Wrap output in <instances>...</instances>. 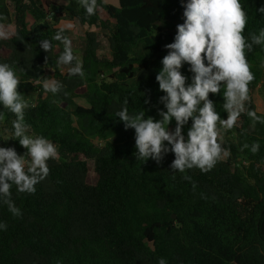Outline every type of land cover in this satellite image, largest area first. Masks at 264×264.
Listing matches in <instances>:
<instances>
[{
    "label": "trees",
    "instance_id": "trees-1",
    "mask_svg": "<svg viewBox=\"0 0 264 264\" xmlns=\"http://www.w3.org/2000/svg\"><path fill=\"white\" fill-rule=\"evenodd\" d=\"M241 3L248 15L244 35L264 28V13L256 11L264 0ZM97 4L96 14L87 16L78 0L65 6L49 0L0 3V23L14 27L11 38L0 39V63L11 65L21 80L18 91L30 105L25 110L30 134L47 138L59 152L58 159L48 161L49 175L34 194L13 186L20 217L0 200V223L7 224L0 229V264H158L160 258L167 264H264V124L253 127L242 114L224 138L230 157L208 173L196 168L173 172L171 152L159 164L136 159L135 130H125L116 113L128 99L130 114L145 110V118H161L158 111L166 109L159 98L165 93L155 77L168 52L164 46L174 42L177 25L184 22V8L181 0ZM67 18L86 28L80 60L84 77L70 76L69 66L57 64L63 44L52 38L56 24ZM98 28L106 31L105 57ZM43 39L52 42L50 52L40 47ZM248 61L256 79L246 107L264 118L253 97L264 82V46L254 45ZM47 68L63 87L43 97ZM189 68L181 69L187 83L193 76ZM86 95H91L88 106L76 101ZM209 98L226 119L222 92ZM14 119L0 105V147L23 155L27 150L18 140H6ZM190 126L191 120L184 129ZM97 139L104 144H95ZM254 142L260 144L257 153L241 150ZM184 175L192 177L195 191Z\"/></svg>",
    "mask_w": 264,
    "mask_h": 264
},
{
    "label": "clouds",
    "instance_id": "clouds-1",
    "mask_svg": "<svg viewBox=\"0 0 264 264\" xmlns=\"http://www.w3.org/2000/svg\"><path fill=\"white\" fill-rule=\"evenodd\" d=\"M78 2L87 16L96 14L97 0ZM181 3L184 22L177 25L174 42L164 46L168 52L155 77L159 90L165 93L159 98L166 109L158 111L161 119L145 118V110L130 114L128 99L123 101L124 106L116 116L123 122L125 130H135L136 159L147 161L151 158L159 164L171 152L175 157L170 165L173 172L186 173L196 168L201 173H208L218 162L230 157V149L224 147V135L237 127L242 114L251 119L253 127L256 123L264 124V118L246 107L251 102L250 85L256 79L248 53L254 45L264 46V28L244 35L248 15L241 0H187L186 3L181 0ZM256 11L264 13V6ZM2 19L4 17L0 16ZM73 27L71 23L64 24L52 38L63 44L57 64L69 66L70 76L84 77L82 62L73 54L72 40L64 35ZM12 35L10 26L0 23V39H9ZM39 43L45 52L52 50L50 40L43 39ZM185 64L190 65L189 71L193 73L191 83H187L188 78L181 72ZM20 83L14 68L8 63H0V105L15 115L13 132L6 140H18L27 150L21 155L14 147H0V200L15 217H20L22 212L12 199L13 186L19 193L34 194L36 185L49 175L48 161L59 158L54 143L43 136L30 134L31 126L25 121V110L30 105L18 91ZM42 86L45 93L53 94L63 87L55 79H45ZM221 92L226 119L221 118L214 101L209 98L210 94ZM149 102L148 99L144 101L145 104ZM173 120L175 128L169 130ZM190 120L185 138L183 129ZM249 147L255 154L260 144L254 142L249 146L246 143L241 150ZM183 179L192 183L195 191L197 185L192 177L184 175ZM201 198L208 197L201 194ZM0 229L6 230L7 224L0 223ZM158 264L167 262L160 258Z\"/></svg>",
    "mask_w": 264,
    "mask_h": 264
},
{
    "label": "rangeland",
    "instance_id": "rangeland-1",
    "mask_svg": "<svg viewBox=\"0 0 264 264\" xmlns=\"http://www.w3.org/2000/svg\"><path fill=\"white\" fill-rule=\"evenodd\" d=\"M2 1L3 0H0V3ZM49 1L53 2V3H58V5L60 4L61 6H65L67 4V0H60V2H58V0H49ZM103 1L113 5L115 7H118V5H119V0H116V1H114V0H103ZM8 5H9L10 10L14 16V10H15L14 4L11 1H9ZM28 22L30 24L33 22V19L31 16H28ZM67 23H71L74 25V27L71 30H67L68 31L67 36L72 40V49L76 53V55L78 56V60L80 61L81 55H82V53L84 51V47H85V30H86V28L83 27L77 20L70 19V18L61 20L60 22H58L56 24V26L59 28V27L63 26L64 24H67ZM8 26H10V25H8ZM10 31H12V32L14 31L13 26H10ZM96 32L98 34V38H99V41L101 43V55L100 56L105 57L106 54L108 53V49H109V44H108V41L106 38V31L98 28V29H96ZM60 70H61L62 74H65V72H66L65 68H60ZM46 79H49V80L55 79L56 80V77L54 76V70L52 68L46 69ZM45 96H46V93L43 94V97H45ZM90 96L91 95H86L82 98L77 99L76 101L79 104L88 106L89 101H90ZM253 97H254V101H255L256 106H257V111L264 116V82L255 91V93L253 94ZM159 119H161V118H157L156 120H159ZM174 128H175V121H172V123L169 125V130H174ZM186 131H187L186 129H183V133L185 135V138H187V132ZM227 134L228 133H226L224 135L225 139H228ZM94 143L99 145V146H102L104 144V142L100 139L94 140ZM95 180H96V177L93 174H91V182L93 183V182H95Z\"/></svg>",
    "mask_w": 264,
    "mask_h": 264
},
{
    "label": "crops",
    "instance_id": "crops-1",
    "mask_svg": "<svg viewBox=\"0 0 264 264\" xmlns=\"http://www.w3.org/2000/svg\"><path fill=\"white\" fill-rule=\"evenodd\" d=\"M114 1H116V0H114ZM58 2H60V0H58ZM53 3V2H52ZM55 4H58V3H55ZM60 5V4H59Z\"/></svg>",
    "mask_w": 264,
    "mask_h": 264
}]
</instances>
